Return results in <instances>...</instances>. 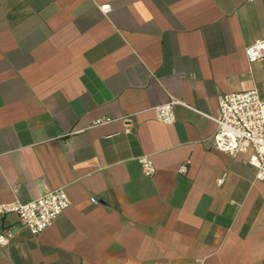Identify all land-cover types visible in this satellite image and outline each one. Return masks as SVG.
<instances>
[{
  "label": "crops",
  "instance_id": "0c3cea01",
  "mask_svg": "<svg viewBox=\"0 0 264 264\" xmlns=\"http://www.w3.org/2000/svg\"><path fill=\"white\" fill-rule=\"evenodd\" d=\"M256 39L264 0H0V203L70 200L37 235L1 215L0 264H264V182L208 117L264 98ZM170 96L200 113L159 121Z\"/></svg>",
  "mask_w": 264,
  "mask_h": 264
},
{
  "label": "built area",
  "instance_id": "2783aa9c",
  "mask_svg": "<svg viewBox=\"0 0 264 264\" xmlns=\"http://www.w3.org/2000/svg\"><path fill=\"white\" fill-rule=\"evenodd\" d=\"M109 8V3L100 6L103 12H107ZM244 52L249 62L264 58V39L254 40L245 47ZM178 104L200 113L184 101L170 96L167 101L155 105L156 119L164 123L172 122L175 119L174 107ZM208 117L216 124L211 139L212 147L229 154L248 152L247 162L255 168L256 178L264 182V98L259 91L249 88L221 93L218 96L217 114ZM138 160L144 175L150 176L155 172V165L147 156L143 155ZM185 170L184 164L179 167L180 172ZM216 182L220 185L223 177ZM90 200L98 202L95 197ZM69 205L70 200L65 190L56 188L26 202L15 200L0 203V216L15 213L19 222L32 235H37ZM13 238L14 233L9 227H0V245L9 244Z\"/></svg>",
  "mask_w": 264,
  "mask_h": 264
}]
</instances>
